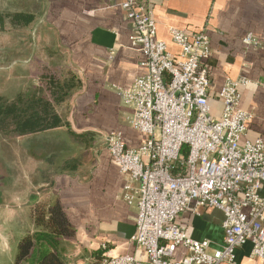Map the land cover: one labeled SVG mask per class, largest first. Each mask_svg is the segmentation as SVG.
I'll return each mask as SVG.
<instances>
[{"label":"crops","instance_id":"obj_1","mask_svg":"<svg viewBox=\"0 0 264 264\" xmlns=\"http://www.w3.org/2000/svg\"><path fill=\"white\" fill-rule=\"evenodd\" d=\"M139 1L152 12L157 38L175 55L179 49L171 40L170 28L187 34H207L212 114L220 115L217 93L224 82L228 78H244L247 84L238 88L239 107L252 116L242 141L264 140V0ZM13 3L20 8L15 13L32 15L31 26L47 30L48 50L59 52L66 61L68 69L62 74L69 94L62 102L67 110L61 118L82 137H70L64 125L8 138L16 139L19 146L14 154L16 163L7 150H0L5 156L3 171L16 188L17 213L27 215L22 216L21 225L17 223L12 229L7 225L14 213L0 212V264H14L19 240L35 229L32 208L54 201L61 205L73 228V235L62 240L68 264L91 263L100 250L107 256L138 254L139 249L131 241L136 207L123 199L124 176L106 148L110 132L119 133L130 148L145 138L130 125L133 110L123 105L120 95L135 78L146 73L142 51L129 41L130 23L112 0ZM246 34L256 43L245 42ZM259 191L264 196V182ZM222 219L220 210L206 208L199 215L181 213L177 223L193 239L209 240L212 250L223 242ZM251 248V243L246 242L235 249L232 263L223 264H264L251 256ZM184 252L177 247L174 258L179 259Z\"/></svg>","mask_w":264,"mask_h":264},{"label":"built area","instance_id":"obj_2","mask_svg":"<svg viewBox=\"0 0 264 264\" xmlns=\"http://www.w3.org/2000/svg\"><path fill=\"white\" fill-rule=\"evenodd\" d=\"M130 23L129 41L144 55L146 73L120 92L132 108L130 125L145 138L127 147L110 132L106 148L124 176L122 197L136 207L131 241L138 254L104 255L95 264H223L246 242L264 263V140L242 141L252 114L239 107L244 78H228L217 93L220 115L210 106L211 55L204 31L170 28L173 54L157 38L152 12L139 0H112ZM244 41L256 43L250 34ZM216 208L223 214V242L195 240L178 216ZM177 247L185 250L174 258Z\"/></svg>","mask_w":264,"mask_h":264},{"label":"trees","instance_id":"obj_3","mask_svg":"<svg viewBox=\"0 0 264 264\" xmlns=\"http://www.w3.org/2000/svg\"><path fill=\"white\" fill-rule=\"evenodd\" d=\"M8 16L11 26L16 27L29 26L33 20L29 13ZM46 75L41 81L43 88L18 92L11 99L0 96V136L17 138L65 125L70 137H82L68 128L59 111L69 94L68 83L51 72ZM79 144L82 147V141ZM31 219L35 229L19 240L14 264H68L62 240L73 235V228L61 205L57 201L38 203L32 208ZM102 253L97 251L95 261L88 264H95Z\"/></svg>","mask_w":264,"mask_h":264},{"label":"rangeland","instance_id":"obj_4","mask_svg":"<svg viewBox=\"0 0 264 264\" xmlns=\"http://www.w3.org/2000/svg\"><path fill=\"white\" fill-rule=\"evenodd\" d=\"M19 10L20 8L15 7L13 0H0V96L9 99L18 92L43 88L42 77L49 72L63 79L62 72L68 69L66 61H63V56L59 52H53L54 49L48 50L45 41L49 34L47 30H38L31 25L11 26L8 15ZM52 54L57 58H54ZM65 78H68V75ZM66 110L67 108L63 107L59 110L60 114L64 116ZM18 147L16 139H5L0 136V150L3 152L7 150L13 162H15L14 154ZM4 158V154L0 153V212L14 213L12 217L10 216L9 225H7L13 229L17 223L22 224L21 218L24 213L23 215L20 212L17 213L19 210L15 200L16 188L9 182V177L3 171ZM24 216L27 218V215Z\"/></svg>","mask_w":264,"mask_h":264}]
</instances>
